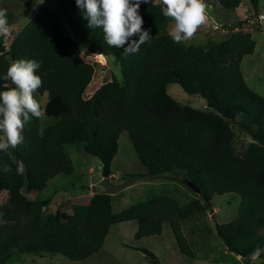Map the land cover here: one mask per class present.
<instances>
[{
	"label": "trees",
	"instance_id": "obj_1",
	"mask_svg": "<svg viewBox=\"0 0 264 264\" xmlns=\"http://www.w3.org/2000/svg\"><path fill=\"white\" fill-rule=\"evenodd\" d=\"M55 1L67 33L43 6L7 49L0 37V90L11 86L3 76L14 60L34 59L41 65L37 75L43 81L35 98L46 94L47 99L44 124L33 117L24 126V143L0 152V194L6 193L0 206V264L14 254L84 261L99 252L111 226L130 221L136 222L135 240L159 236L168 224L179 252L193 259L186 227L192 226L187 233L194 236L203 227L213 196L224 194L237 195L239 206L232 221L215 223L217 239L244 264H264L247 259L264 240V97L247 86L240 69L243 57L256 45L250 32L238 30L243 22L233 24L229 36L219 42L207 38L198 45L177 44L169 33H155L156 25L174 20L163 15L160 4L142 2V27L151 37L138 51L126 53L108 46L102 29L87 27L75 0ZM213 1L230 12L241 4ZM248 2L257 16L259 0ZM83 51L101 52L119 71V77L111 71L110 79L88 98L84 93L94 64L82 60ZM170 84L202 98L206 108L179 104L167 93ZM232 124L251 139L241 154L232 145ZM123 133L144 171L132 177L190 182L199 198L180 205L173 197L158 195L116 214L109 193H94L87 202L73 204L70 213L46 212L50 198H26L24 191L40 193L56 176L73 172L64 152L68 144H81L84 153L97 158L102 180L107 181ZM19 163L23 174H17ZM4 165L10 173L3 171ZM135 250L148 264H159L149 250Z\"/></svg>",
	"mask_w": 264,
	"mask_h": 264
},
{
	"label": "rangeland",
	"instance_id": "obj_2",
	"mask_svg": "<svg viewBox=\"0 0 264 264\" xmlns=\"http://www.w3.org/2000/svg\"><path fill=\"white\" fill-rule=\"evenodd\" d=\"M240 1L241 4L236 10L230 12L223 10L213 0H205L208 5V22L201 25L196 34L185 42L198 45L204 43L207 38H212L215 42L222 41L229 36L230 27L236 22L242 21L243 24L238 30L250 32L256 45L251 55L243 57L240 69L247 86L264 97V0H259L257 16L251 14L248 0ZM147 2L159 4L158 0H147ZM43 6L54 13L63 31L67 33L65 19L55 0H0V8L7 9L11 15L12 34L4 41L10 43L22 26ZM173 27L174 21L165 25H156L155 33L156 35L170 33ZM81 58L87 63L94 64V74L85 90V98L89 97L105 80L110 79L111 71L119 77L118 69L101 52L83 51ZM167 93L181 105L196 110L206 108L202 98L186 94L177 84L168 85ZM45 98V96L38 97L42 109ZM40 120L44 124V117ZM232 132L233 148L236 153L241 154L251 139L242 134L235 124H232ZM64 152L73 165V172L70 175L56 176L40 193L24 191L26 198L30 200H34L38 196L50 198L51 204L46 212H54L59 209L70 213L73 204L87 202L94 193H109L112 198V211L115 214L138 201L158 195L173 197L180 205L197 197V193L191 191L183 183L132 177L140 175L144 171L126 133L119 136L118 150L111 163V176L107 181L96 179V176L100 175V162L97 158L84 153L81 144L65 145ZM94 180L97 182L95 183ZM5 200L6 193L3 192L0 194V206ZM238 206L239 197L237 195L213 196L211 209L204 213L203 227L196 229L194 236L187 233L189 229L193 230L192 226L186 227V237L189 239V243H192L190 245L194 254L193 259L179 252L168 224L163 225L162 233L159 236L135 240L133 237L136 231V222L130 221L111 226L99 252L84 261H70L63 256L49 259L39 258L32 254H14L6 264H148L142 253L135 250L136 248L152 252L159 264H244L245 261L239 256L227 253L214 232L215 223L226 224L236 217ZM200 222L202 223V221ZM257 249L264 250V240ZM252 255L247 258L252 263H260L264 260V251L255 261L252 260Z\"/></svg>",
	"mask_w": 264,
	"mask_h": 264
},
{
	"label": "clouds",
	"instance_id": "obj_3",
	"mask_svg": "<svg viewBox=\"0 0 264 264\" xmlns=\"http://www.w3.org/2000/svg\"><path fill=\"white\" fill-rule=\"evenodd\" d=\"M147 0H75L89 29H102L104 40L110 47L124 48L126 53L138 51L141 44L150 39L149 32L143 29L140 5ZM165 17L174 20L169 35L174 43L180 44L192 38L198 28L208 22L205 0H158ZM12 26L9 24L7 9L0 8V37H9ZM138 36V40L132 39ZM127 44V47L125 45ZM40 63L34 59H16L3 76L11 86L0 90V152L16 148L24 143L23 129L26 123L42 118L44 111L35 93L43 81L37 75ZM90 97V96H89ZM88 98V97H87ZM4 172H11L4 165ZM17 174H23L22 163L17 166ZM262 249H257L252 260H257Z\"/></svg>",
	"mask_w": 264,
	"mask_h": 264
},
{
	"label": "water",
	"instance_id": "obj_4",
	"mask_svg": "<svg viewBox=\"0 0 264 264\" xmlns=\"http://www.w3.org/2000/svg\"><path fill=\"white\" fill-rule=\"evenodd\" d=\"M14 163H16L15 160H14ZM96 179L101 180L102 177H101L100 175H97V176H96ZM94 182L96 183L97 180H94ZM186 184H187L188 188L191 189V191H193V192L199 194V190H198L194 185H192L190 182H187ZM213 220H214V219H213Z\"/></svg>",
	"mask_w": 264,
	"mask_h": 264
},
{
	"label": "built area",
	"instance_id": "obj_5",
	"mask_svg": "<svg viewBox=\"0 0 264 264\" xmlns=\"http://www.w3.org/2000/svg\"><path fill=\"white\" fill-rule=\"evenodd\" d=\"M2 38H3V45H4V47L7 49L8 46H9V43L6 42V41H4L7 37H2Z\"/></svg>",
	"mask_w": 264,
	"mask_h": 264
},
{
	"label": "crops",
	"instance_id": "obj_6",
	"mask_svg": "<svg viewBox=\"0 0 264 264\" xmlns=\"http://www.w3.org/2000/svg\"><path fill=\"white\" fill-rule=\"evenodd\" d=\"M92 95V94H91ZM43 96H45L46 97V94H44ZM46 99V98H45ZM47 100V99H46ZM46 100H45V102H44V105H45V103H46ZM91 195V194H90ZM90 195H88V196H90ZM197 196L199 195V194H196ZM92 196V195H91ZM212 213H213V211H211Z\"/></svg>",
	"mask_w": 264,
	"mask_h": 264
}]
</instances>
